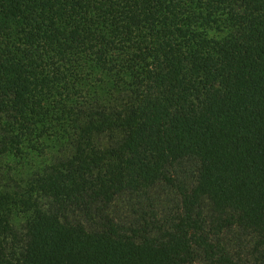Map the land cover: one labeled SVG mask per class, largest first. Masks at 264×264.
Returning a JSON list of instances; mask_svg holds the SVG:
<instances>
[{
  "label": "trees",
  "instance_id": "trees-1",
  "mask_svg": "<svg viewBox=\"0 0 264 264\" xmlns=\"http://www.w3.org/2000/svg\"><path fill=\"white\" fill-rule=\"evenodd\" d=\"M0 264H264V0H0Z\"/></svg>",
  "mask_w": 264,
  "mask_h": 264
}]
</instances>
